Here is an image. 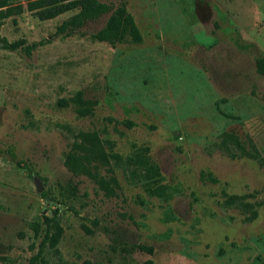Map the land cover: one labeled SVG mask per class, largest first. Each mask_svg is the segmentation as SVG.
Listing matches in <instances>:
<instances>
[{"label":"rangeland","instance_id":"1","mask_svg":"<svg viewBox=\"0 0 264 264\" xmlns=\"http://www.w3.org/2000/svg\"><path fill=\"white\" fill-rule=\"evenodd\" d=\"M29 1L9 0L0 25L8 41L37 44L31 54L0 50V264H30L47 221L63 227L57 248L44 247L51 262L257 264L264 0H101L125 1L142 30L141 43L117 44L93 37L110 13L59 34L74 11L41 20ZM80 130L98 131L117 154L116 195L66 167ZM229 132L244 150L224 146Z\"/></svg>","mask_w":264,"mask_h":264},{"label":"trees","instance_id":"2","mask_svg":"<svg viewBox=\"0 0 264 264\" xmlns=\"http://www.w3.org/2000/svg\"><path fill=\"white\" fill-rule=\"evenodd\" d=\"M21 8V7H20ZM13 8L10 7L9 0H0V25L12 15ZM21 10V9H20ZM28 10L41 20L54 19L70 11L74 13L58 26V33L70 34L82 28L89 21L100 19L103 15L110 13L105 25L93 34L95 40L117 43H141L143 33L134 15L129 11L127 3L121 2L113 4L101 0H30ZM36 43L26 44L25 39L14 42L8 41L0 35V50L6 48L10 50L23 49L31 54L36 47ZM258 71L264 75V57L258 58ZM237 143L238 147L245 149L239 135L229 132L223 139L225 147L228 142ZM117 154L107 149L105 140L96 130H80L73 141L70 150L66 154L65 165L74 175H86L92 179L98 187L104 191L108 197L117 193L119 181L114 174L112 160ZM142 166L152 175H159L158 167L151 162L148 156H143ZM217 180L211 171L203 173V177ZM157 181H154L156 184ZM166 185L156 184L151 187L154 194L164 195ZM48 228L41 242L40 248L31 259L30 264H75L63 259L51 262L44 254V247L57 248L63 234V227L59 222H46ZM141 250L153 251L152 247L139 245ZM58 252V249H56ZM85 264H91L86 262ZM152 264V261H150ZM257 264H264V255L258 257Z\"/></svg>","mask_w":264,"mask_h":264},{"label":"water","instance_id":"3","mask_svg":"<svg viewBox=\"0 0 264 264\" xmlns=\"http://www.w3.org/2000/svg\"><path fill=\"white\" fill-rule=\"evenodd\" d=\"M33 179L36 184L37 190L42 192L45 188L44 184L42 183V179L36 174L33 175Z\"/></svg>","mask_w":264,"mask_h":264}]
</instances>
